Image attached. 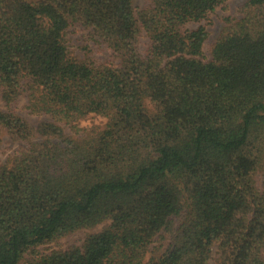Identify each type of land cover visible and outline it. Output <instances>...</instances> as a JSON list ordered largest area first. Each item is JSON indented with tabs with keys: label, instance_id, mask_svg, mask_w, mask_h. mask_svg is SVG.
Masks as SVG:
<instances>
[{
	"label": "trees",
	"instance_id": "16d2710c",
	"mask_svg": "<svg viewBox=\"0 0 264 264\" xmlns=\"http://www.w3.org/2000/svg\"><path fill=\"white\" fill-rule=\"evenodd\" d=\"M227 2L0 0V142L20 145L0 163V264H264V0L210 61L188 27ZM74 26L111 59L74 58ZM90 115L106 124L65 133Z\"/></svg>",
	"mask_w": 264,
	"mask_h": 264
},
{
	"label": "rangeland",
	"instance_id": "374dc122",
	"mask_svg": "<svg viewBox=\"0 0 264 264\" xmlns=\"http://www.w3.org/2000/svg\"><path fill=\"white\" fill-rule=\"evenodd\" d=\"M34 1V0H33ZM150 0H133L135 9L141 10L145 8ZM250 0H229L225 6L219 7L216 12L209 18V22L201 24L192 23L188 27L196 29L200 25L206 26L208 33L207 39L203 45V52L207 61L211 60L212 50L217 41L228 33V30L242 18V9ZM67 44L74 58L79 61H90L93 63H104L111 59L110 52L102 45L97 43L92 37L90 31L79 26L70 28L67 32ZM141 49L145 50L147 40L144 37L140 39ZM148 104V103H147ZM27 106L26 99H21L15 107V113L26 119L31 126H36L40 122L46 120L44 117H37L29 114L25 108ZM0 108L4 109V104L0 100ZM106 124V119L96 115H90L77 124V131L65 129V133L69 136H80L90 131L93 128H102ZM18 143L11 142L8 137H2L0 142V163H4L15 151L19 149ZM258 185L261 184V179L257 177ZM104 225H100L92 230H83L76 232L67 237L61 238L55 243L47 244L39 248L43 253H50L54 250H66L72 246H82L87 235L100 232ZM215 264V260L211 262Z\"/></svg>",
	"mask_w": 264,
	"mask_h": 264
}]
</instances>
